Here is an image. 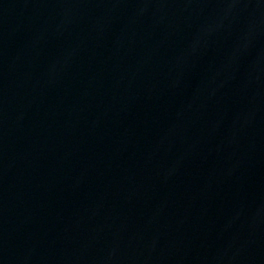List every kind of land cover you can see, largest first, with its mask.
Segmentation results:
<instances>
[{
	"label": "water",
	"instance_id": "1",
	"mask_svg": "<svg viewBox=\"0 0 264 264\" xmlns=\"http://www.w3.org/2000/svg\"><path fill=\"white\" fill-rule=\"evenodd\" d=\"M0 264H264V0H0Z\"/></svg>",
	"mask_w": 264,
	"mask_h": 264
}]
</instances>
